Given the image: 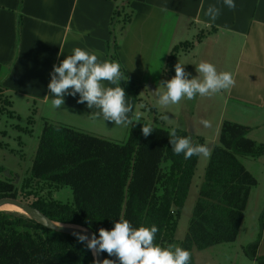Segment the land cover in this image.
<instances>
[{"label": "crops", "instance_id": "obj_1", "mask_svg": "<svg viewBox=\"0 0 264 264\" xmlns=\"http://www.w3.org/2000/svg\"><path fill=\"white\" fill-rule=\"evenodd\" d=\"M116 1L0 0V88L12 110L23 107L28 115L34 112L42 123L47 120L120 142L128 138L131 124L116 126L103 118L93 120L86 102L77 103L79 94L65 96L60 109L52 108L48 84L54 64L58 66L77 47L96 53L100 61H111L114 52L125 75L141 87L140 101L126 93V103L132 105L129 116L133 121H145L143 103L151 107V99L158 103L153 92L160 82L175 76L176 63L185 64L191 79L199 75L196 65L209 62L218 72H231L235 86L209 97L197 95L176 105L154 107L162 121L154 124L173 129L180 123L176 129L185 127L191 137L205 138L209 128L200 121H215L212 141L217 143V133L226 120L249 127V138L264 145V0H234V10L224 6L223 0H132V20L123 35H116L117 44L113 47L111 20ZM209 5L221 8L214 22L205 15ZM186 103L191 105L187 108ZM165 115L167 120L162 118ZM185 122L188 126L181 124ZM255 178L258 185L256 192L254 189L250 193L242 226L248 208L252 217L264 210V186ZM253 194L257 197L252 202ZM261 221L257 239L248 242L252 245L258 241L255 259L248 257L246 263V255L239 253L246 245H235L244 232L241 226L234 243L199 251L207 252L200 260L217 264L212 253L228 248L234 264H257V259L264 258V217ZM193 260L196 264L194 256Z\"/></svg>", "mask_w": 264, "mask_h": 264}, {"label": "trees", "instance_id": "obj_2", "mask_svg": "<svg viewBox=\"0 0 264 264\" xmlns=\"http://www.w3.org/2000/svg\"><path fill=\"white\" fill-rule=\"evenodd\" d=\"M131 1H116L111 20L113 47L116 37L123 35L132 20L133 12H126ZM111 61L119 63L114 52ZM120 85L140 101L139 86L125 73ZM7 103L10 106L9 99ZM147 124L133 122L127 141L117 143L45 120L28 180L45 185L46 197L30 203V194H21L10 180H0V199L20 200L53 222L85 228L97 237L100 228L111 230L120 217L136 228L156 225L159 231L154 242L189 250L191 264L193 249L234 243L250 193L258 185L242 159L263 156L264 145L249 138V127L222 123L219 144L211 152L186 238L178 242L175 233L199 156L184 159L183 154H174L169 141L171 129L163 124H150L154 131L144 137L141 129ZM176 132L180 137L190 136L178 129ZM194 143L203 144L201 140ZM3 171L0 167V173ZM64 187L72 191L71 204L51 197L52 191ZM257 247L258 241L247 248L249 258L255 259ZM102 256L103 260L116 259L106 252ZM93 262L92 252L75 236L46 229L20 212H0V264ZM257 264H264V258L257 259Z\"/></svg>", "mask_w": 264, "mask_h": 264}, {"label": "clouds", "instance_id": "obj_3", "mask_svg": "<svg viewBox=\"0 0 264 264\" xmlns=\"http://www.w3.org/2000/svg\"><path fill=\"white\" fill-rule=\"evenodd\" d=\"M223 5L230 10L236 8L234 0H223ZM220 14L221 8L216 5H209L205 12L212 22ZM184 65L180 62L176 63L175 76L160 82L153 92L162 107L179 104L185 98L192 100L197 95L209 97L230 90L236 84L231 72H218L212 63L201 62L196 65L199 75L191 79ZM50 76L48 89L52 97L53 109H60L65 104V96L76 97L79 94L77 103L86 102L87 108L92 109L90 116L93 120L103 118L104 122H114L116 126L133 123L129 116L132 105L126 103V92L120 86L124 73L118 62L100 61L96 53L77 47L73 50V54L63 59L58 66L53 65ZM105 81L114 87L105 86ZM161 88L164 90L161 91ZM162 118L167 120L168 116ZM200 123L205 128L212 126L208 120L202 119ZM141 131L144 137H148L154 129L147 124L142 126ZM169 141L173 153L183 154L184 159L193 156L205 158L211 156L212 149L207 144L194 143L190 136L180 137L175 128L169 132ZM158 231L156 225L136 228L127 219L120 217L114 222L111 230L100 228L98 237L95 233L89 237L86 229L74 231L73 235L79 243L84 244L86 249L92 252L94 258L104 252L116 258L103 261L94 259L93 264H117V262L118 264H191L189 250L175 244H168L166 247L156 244L154 241Z\"/></svg>", "mask_w": 264, "mask_h": 264}, {"label": "rangeland", "instance_id": "obj_4", "mask_svg": "<svg viewBox=\"0 0 264 264\" xmlns=\"http://www.w3.org/2000/svg\"><path fill=\"white\" fill-rule=\"evenodd\" d=\"M122 1L123 0H118V3L121 4ZM126 12L132 13V11L128 8ZM173 72L175 74V70ZM140 89L141 87L139 88V90ZM7 99L8 97L5 96V94H3L2 91L0 90V166H3L5 168V171L0 173V180H10L14 184L18 185L19 191L20 192L22 191L21 194L23 193L25 195L30 194L28 196V201L31 203L33 201H36V199L38 198H45L48 192V188L45 185L36 184L28 180L33 166V161L38 149L40 137L42 134L43 123L42 121L38 120L36 116H34V112L31 115H28L24 111L23 107L17 106V109L12 110L7 103ZM151 103L153 104L152 107L150 105H147L148 104L147 102L143 103L144 104L143 109L146 110V112L143 113L144 120L146 122L151 121L153 124L156 121L158 123L162 122L160 119L161 118L160 113L158 112V114H156V110H155V108H161L162 106L156 103L155 101H153V99H151ZM186 104H187V108L191 105L190 103H186ZM183 106H181V108ZM196 115L194 116V120H197ZM32 116H34L33 117L34 122L33 121L31 122ZM138 121L141 120L138 119ZM133 122H137V121H133ZM181 124L188 126L187 122ZM194 124L198 125L196 122ZM178 125H180V123L177 124V126ZM211 125L212 126L209 129H207L208 131L205 135V138L197 137V136H192V137L190 136V137L192 138L193 142L195 141L197 142L198 140H201L203 144H207L213 150V148L219 144V142L214 143L212 141L213 139L212 136L214 135L213 133L216 129L217 122L214 121L211 123ZM173 126L175 127V125ZM177 126L175 127V129L177 128ZM189 129L190 128H188V130ZM180 130L187 133L190 132L185 130V127L183 128L181 127ZM220 130L221 127L217 135H220ZM103 139H107V138H103ZM127 139H121L120 142L119 141H113V142L124 143L125 141H127ZM209 158L199 156L197 167L195 170V175L193 177L190 190L188 193V197L182 209L175 233V240L178 242L183 241L186 238L189 222L192 218L193 210L196 201L198 199L199 187L203 181L206 167L209 162ZM263 159H264L263 156L261 158L242 159V163L249 171H251L253 176L258 178L259 182L262 183V186H264V164H262ZM255 192L256 189L254 190V193ZM253 195L254 197L252 202L254 201V198L257 197L255 194ZM51 197L54 200L65 204L68 203L71 204L73 202L72 191L67 187L52 191ZM248 210H247L246 220L242 226L244 232L242 235H240L237 242H235L236 246H239V244L241 243L246 245L243 247V250L241 251L239 250L240 256L244 254L246 255V256L244 255L245 257H247L245 258L247 260H244L246 263L249 259L246 254V250L250 246V244L255 240V238L257 239L259 233L261 232L260 221H261V217H264V210H262L261 213L258 216L256 215L255 217L254 216L252 217V214H250ZM204 253L207 252H199V250L193 249L192 254L195 257L196 264H207L205 260L204 261L200 260L201 259L200 257ZM212 254L216 256V260H218L217 264L235 263L231 261L232 260L230 258L231 253L229 252L228 248L218 252H213ZM210 264H214V263L211 261Z\"/></svg>", "mask_w": 264, "mask_h": 264}, {"label": "water", "instance_id": "obj_5", "mask_svg": "<svg viewBox=\"0 0 264 264\" xmlns=\"http://www.w3.org/2000/svg\"><path fill=\"white\" fill-rule=\"evenodd\" d=\"M5 205H11V206H15V207L19 208L22 214H25L26 216H28L29 218L33 219L35 222H37L38 224L43 226L44 228L49 229L51 231H55V232L74 236L73 235L74 231H79L80 229H85V228L78 227V226L64 225V224H59V223L53 222L50 219H48L46 216L41 214L38 210H36L32 206H30L29 204H26V203H24L20 200H17V199H11V198L0 199V212L3 211V210H1V208ZM92 233H94V232H92L90 230H87V232H86V234L89 235V237L91 236ZM94 259H98L100 261H103L102 253L99 254V256L95 257Z\"/></svg>", "mask_w": 264, "mask_h": 264}, {"label": "bare ground", "instance_id": "obj_6", "mask_svg": "<svg viewBox=\"0 0 264 264\" xmlns=\"http://www.w3.org/2000/svg\"><path fill=\"white\" fill-rule=\"evenodd\" d=\"M1 210H3V211H12V212H20L21 213L19 208L15 207V206H11V205H5V206H3L1 208Z\"/></svg>", "mask_w": 264, "mask_h": 264}]
</instances>
